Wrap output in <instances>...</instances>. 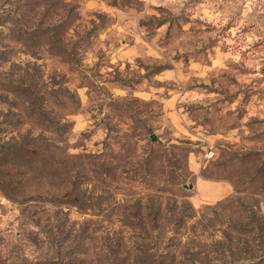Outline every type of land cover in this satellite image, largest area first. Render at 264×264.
Segmentation results:
<instances>
[{
  "label": "rangeland",
  "instance_id": "1",
  "mask_svg": "<svg viewBox=\"0 0 264 264\" xmlns=\"http://www.w3.org/2000/svg\"><path fill=\"white\" fill-rule=\"evenodd\" d=\"M22 23L42 26L37 58L11 41ZM50 28L68 36L67 49H52L61 56L45 45ZM1 45L43 76L40 94L58 128L45 133L56 154L53 179L27 167L10 179L3 172L16 161L0 156V186L42 197L13 202L0 190V264H45L79 243L88 251L79 260L99 264L105 237L130 230L122 220L137 200L182 194L197 215L181 230L185 247L195 241L210 264L261 260L247 249L263 242L249 216L259 210L264 223V0H0ZM9 66L0 62V75ZM72 93L80 107L69 111ZM23 99L12 110L0 101V121L23 122L0 124V137L41 132ZM69 188L82 210L65 203ZM225 227L245 230L239 247L231 249L237 240L224 238Z\"/></svg>",
  "mask_w": 264,
  "mask_h": 264
},
{
  "label": "trees",
  "instance_id": "2",
  "mask_svg": "<svg viewBox=\"0 0 264 264\" xmlns=\"http://www.w3.org/2000/svg\"><path fill=\"white\" fill-rule=\"evenodd\" d=\"M41 27V25L31 27L28 24L22 23L14 30L17 34H13L11 41L14 43H21L28 49L30 48L32 51L30 52V56L37 58L36 55L39 54L37 49L41 46V42L37 40V33L40 32L39 29ZM49 32L50 37L48 41L45 42V45L49 48L48 50L51 54L61 56V54L52 52V49L56 47L67 49L70 44L69 41H67L68 36H56L55 30L52 28H50ZM1 47H3V49L0 52L2 55L0 56V62L3 65L10 64V66L9 71L4 72L3 76L0 75V101L8 105L10 107L9 109L12 110L14 108L19 109L20 106L16 101L17 99L24 98V103H22L25 109L21 108V110L23 109L25 114L29 112L30 114H28L27 117L34 123L40 125L39 127L41 129L38 135H30L28 132L26 137L30 138V140H27L26 137L23 136L15 137L11 135L8 138L0 137V156L16 161L11 162V167L7 168L3 173L5 176H9V178L12 179L17 174L20 175V173H25L23 168L27 167L29 172L39 169L38 174L40 176L38 177L53 179L52 177L55 175V172H52L54 169L51 170V166L54 167V163H57L54 160L56 154L50 149L52 140L50 137L46 136L45 133H55L58 127L56 128L53 124V120L47 116V112L49 111L46 108L49 103L48 99L45 100V97L40 94L39 86L41 83H44L42 80L43 76L41 79V76H37V74L30 72L31 68L26 69L31 67L30 64L24 65L26 67H23L22 64L15 62L11 57V54H13L12 48L7 46L5 50L6 46L1 45ZM10 96H13L15 99H12ZM68 98L69 105L66 106L69 111H74L73 109L80 107L79 99L75 98L74 93L70 94ZM55 104L60 105L58 102H55ZM70 113L71 112H66L65 115ZM2 123L16 126L23 124L21 120L13 121L10 119L0 121V124ZM68 123L69 122L66 121V126ZM2 131L4 130H0V132ZM27 157H29V159ZM26 158L30 161L36 159L38 163L36 167L33 165L26 166V163L21 162V160ZM147 171L151 172L153 177H156L154 172H152V168L149 166H147ZM113 172V168L107 169L106 175L108 176L112 173V176ZM60 173L61 172H59V175ZM205 176L210 178L207 175ZM172 181V179H168L169 183H172ZM9 187L4 183L1 184L0 190L13 202H25V199L28 202L30 200L40 202L39 200L42 198L41 195L19 198L14 194V189L10 190ZM69 187H71V185H69ZM74 190L73 188L71 190L69 188V190L66 191L64 196H69V198L65 203L75 205L82 210V199L80 200L79 195L75 196L76 192H74ZM159 191L163 190L160 189ZM167 192H169V190H167ZM170 192L173 193V191ZM176 195L179 196L178 194ZM181 198L182 200H168L164 202L161 197L155 198L154 196H150L149 200L144 203L142 199L137 200L134 204L136 210L128 216H125V219L122 220V222L132 225L130 230L127 232L118 231L115 232L113 237L110 235L105 237V245L103 246V252L100 254L101 258L99 259H102V261L99 264H210L209 253L196 251L195 247L191 246L195 241H191L190 243L192 244L188 245V247H185L182 242L183 239L180 237L181 230L187 227L188 223L190 221L192 222L197 215L196 210H194L192 203L186 198V195H180V199ZM222 203L223 202H218L215 206L208 205L206 208H212L215 211L216 206ZM256 206L259 208V202ZM143 210H145V214ZM257 211H250L251 215L249 218H251V223L256 225L254 228H256V232L259 234L258 237L263 242L261 246L257 248L251 247L250 250L247 249V252L250 257L260 252L261 260L257 262V264H264V223L257 218ZM230 217L231 216L227 217L228 221H230ZM224 218L217 217L216 219L220 221L219 223H222ZM221 225L223 227L225 226L224 224ZM211 226H213V224L207 225L205 228ZM89 227L87 223L84 229L81 230L80 236H82V238H85L84 234L89 233ZM226 228L227 227H225L224 230V238H236L237 240V242L234 241L236 244L235 246H230L231 249L239 247L242 239L241 235L245 230H242L243 228H235L232 232H228ZM234 234L237 236H234ZM90 238L91 236L87 237V239ZM182 248H185V250H182ZM86 249L87 248H85L82 243H79L72 251L67 253L63 252V248H59L57 254L51 257L49 262L45 264H83L85 263L84 260H79V257L88 255ZM212 253L216 252L212 251Z\"/></svg>",
  "mask_w": 264,
  "mask_h": 264
},
{
  "label": "built area",
  "instance_id": "3",
  "mask_svg": "<svg viewBox=\"0 0 264 264\" xmlns=\"http://www.w3.org/2000/svg\"><path fill=\"white\" fill-rule=\"evenodd\" d=\"M214 155H215V152H214L213 150H209V151L207 152V156H208L209 158L214 157Z\"/></svg>",
  "mask_w": 264,
  "mask_h": 264
},
{
  "label": "water",
  "instance_id": "4",
  "mask_svg": "<svg viewBox=\"0 0 264 264\" xmlns=\"http://www.w3.org/2000/svg\"><path fill=\"white\" fill-rule=\"evenodd\" d=\"M153 139H154V140H156V137H155V136H153Z\"/></svg>",
  "mask_w": 264,
  "mask_h": 264
}]
</instances>
